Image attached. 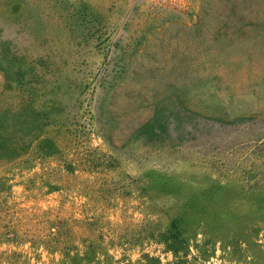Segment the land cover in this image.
Returning <instances> with one entry per match:
<instances>
[{"label": "rangeland", "instance_id": "374dc122", "mask_svg": "<svg viewBox=\"0 0 264 264\" xmlns=\"http://www.w3.org/2000/svg\"><path fill=\"white\" fill-rule=\"evenodd\" d=\"M0 264H264V0H0Z\"/></svg>", "mask_w": 264, "mask_h": 264}]
</instances>
